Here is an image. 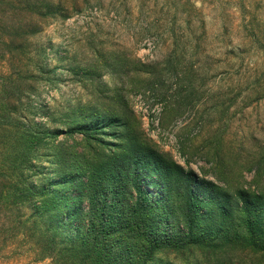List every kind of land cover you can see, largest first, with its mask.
<instances>
[{
	"label": "rangeland",
	"instance_id": "obj_1",
	"mask_svg": "<svg viewBox=\"0 0 264 264\" xmlns=\"http://www.w3.org/2000/svg\"><path fill=\"white\" fill-rule=\"evenodd\" d=\"M0 75L23 86L15 129L0 124V190L58 193L59 243L80 240L67 194L87 188L74 206L131 228L124 264H264L245 201L264 221V0H0ZM1 242L0 264H52Z\"/></svg>",
	"mask_w": 264,
	"mask_h": 264
},
{
	"label": "trees",
	"instance_id": "obj_2",
	"mask_svg": "<svg viewBox=\"0 0 264 264\" xmlns=\"http://www.w3.org/2000/svg\"><path fill=\"white\" fill-rule=\"evenodd\" d=\"M22 87L18 83L12 82L11 79H4L0 75V124L5 123V118L10 117L15 123L14 125L6 124V126L13 130L19 117L16 108L21 102L20 93L23 92ZM1 129L0 127V134L2 131L4 132ZM26 131L32 134L31 131ZM66 179L70 181L71 186H74L72 177L68 178L66 176ZM33 189L8 188L0 190V232L3 247L6 243L9 244V248L18 245L16 240L20 238L29 240L40 260L49 259L52 264H124L125 262L123 261H127H122V257L116 255L114 252L115 240L126 241L129 233L132 232L131 228L129 229L128 226L107 225L108 221L105 211L98 207L95 202L89 206V214H84L81 208L74 206L75 204H81L84 200L90 201L91 199L92 201L93 198H88L87 188L74 187L70 190L71 195L67 194L70 201L67 205L77 209L72 214L87 218L86 222H81L80 226L75 228L77 229L75 235L80 236V240L68 238L67 244L57 241L60 228H69V224L60 222L66 214L55 212L59 207L56 203H53L54 194L58 193H53L52 188L42 191L39 194L40 200L35 205V193ZM138 192L135 197V211L137 210L142 214L138 222L140 223V227L145 228L147 226L149 210L153 206L150 203V195L145 190H139ZM245 201L247 203L246 208L249 210L246 219L247 234L251 246L256 247L260 245L256 239L258 235L263 233L264 229L263 213H261V209H255L258 204L257 198L254 199V205H252L253 202L247 196ZM28 206L35 211V215L29 219H25L23 210L28 208ZM192 213L193 205H190L187 216L189 223L183 226L187 234L182 237L186 240L190 239L195 227ZM47 216L51 220V224H49V228L46 230L42 231L39 229L38 231L37 229L39 241L35 243V228L39 227V224L43 222V218ZM60 218L61 220L57 221ZM37 220L38 222H36ZM79 231L83 232L78 235ZM147 244L150 250H158L162 246V242H158L157 237ZM148 254L149 252L144 253L143 256L136 257L135 260H146L150 255Z\"/></svg>",
	"mask_w": 264,
	"mask_h": 264
}]
</instances>
